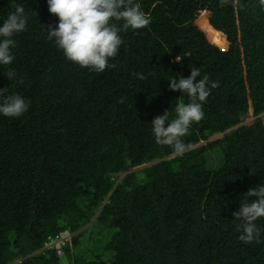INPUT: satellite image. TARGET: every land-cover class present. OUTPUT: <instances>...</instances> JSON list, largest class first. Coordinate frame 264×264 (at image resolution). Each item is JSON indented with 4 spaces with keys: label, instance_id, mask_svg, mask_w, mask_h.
Masks as SVG:
<instances>
[{
    "label": "trees",
    "instance_id": "1",
    "mask_svg": "<svg viewBox=\"0 0 264 264\" xmlns=\"http://www.w3.org/2000/svg\"><path fill=\"white\" fill-rule=\"evenodd\" d=\"M137 2L150 24L120 32L112 67L97 73L47 39L58 18L46 0H0V21L15 4L28 15L14 60L0 65V98L29 103L20 117L0 116V264H61L43 246L65 230L73 235L61 253L79 247L70 264H264V217L251 243L238 240L232 217L264 182V6ZM190 67L218 86L182 138L190 147L175 156L154 142L150 123L187 102L168 80ZM210 154L220 157L214 169ZM90 221L96 238L106 232L108 258L79 242Z\"/></svg>",
    "mask_w": 264,
    "mask_h": 264
},
{
    "label": "clouds",
    "instance_id": "2",
    "mask_svg": "<svg viewBox=\"0 0 264 264\" xmlns=\"http://www.w3.org/2000/svg\"><path fill=\"white\" fill-rule=\"evenodd\" d=\"M46 4L48 12L58 18L54 27L50 25L45 30L47 39L67 61L97 73L112 67L109 61L118 54L123 43L120 32L141 29L151 22L150 15L142 10L137 0H46ZM260 4L264 6V0H260ZM118 21H122L120 27L115 23ZM27 23L28 15L21 4H15L14 11L0 21V65H9L14 60L13 37L24 31ZM179 60L177 55L175 61ZM15 75L9 71L7 78L11 80ZM135 75L143 79V73ZM168 82L169 89L179 90L182 97H187V102L174 105L172 119H169V111L155 116L150 123L151 132L157 145L171 146L173 155L182 156L190 147L182 138L191 124L203 119V102L218 82L211 81L207 75L201 77L199 67H190L186 78L174 77ZM3 91L4 88L0 89V94ZM28 107V101L19 94L0 98V116L17 118ZM246 195L254 199L245 201L232 212L239 232L237 238L244 243L259 242L261 229L256 221L264 217V182L250 188Z\"/></svg>",
    "mask_w": 264,
    "mask_h": 264
},
{
    "label": "rangeland",
    "instance_id": "3",
    "mask_svg": "<svg viewBox=\"0 0 264 264\" xmlns=\"http://www.w3.org/2000/svg\"><path fill=\"white\" fill-rule=\"evenodd\" d=\"M208 156L209 157H208V162H207V168H209V169L216 168L219 165L220 157L219 156L215 157L214 154H210ZM136 169H138V168H136ZM93 219H92V222H93ZM92 222L90 221V223L87 224L83 228L84 230L82 231V235L79 238V242H80V244H82V243H85L89 239L88 242L86 243V246H90L92 248V251H95V254L98 255L101 259L108 258L107 256H111L110 253H104V250H103V246L108 239V237L106 238V232L100 231V235H99L100 239L98 238V236L96 238V231H95L96 227H92V225H91ZM96 239H98V240H96ZM96 242L98 243V246L95 244ZM78 248L79 247L76 248L74 253L78 252ZM74 253H72V254H74ZM72 254L69 256L66 253H63V254L61 253V255L59 256L60 263L61 264H70Z\"/></svg>",
    "mask_w": 264,
    "mask_h": 264
},
{
    "label": "built area",
    "instance_id": "4",
    "mask_svg": "<svg viewBox=\"0 0 264 264\" xmlns=\"http://www.w3.org/2000/svg\"><path fill=\"white\" fill-rule=\"evenodd\" d=\"M71 234L68 231H62L54 236H49L43 246L44 250H55L56 254L60 255L62 247L69 242Z\"/></svg>",
    "mask_w": 264,
    "mask_h": 264
}]
</instances>
